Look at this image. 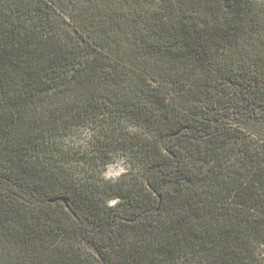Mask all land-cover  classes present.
Returning <instances> with one entry per match:
<instances>
[{
	"label": "trees",
	"instance_id": "16d2710c",
	"mask_svg": "<svg viewBox=\"0 0 264 264\" xmlns=\"http://www.w3.org/2000/svg\"><path fill=\"white\" fill-rule=\"evenodd\" d=\"M0 264H264V0H0Z\"/></svg>",
	"mask_w": 264,
	"mask_h": 264
},
{
	"label": "rangeland",
	"instance_id": "374dc122",
	"mask_svg": "<svg viewBox=\"0 0 264 264\" xmlns=\"http://www.w3.org/2000/svg\"><path fill=\"white\" fill-rule=\"evenodd\" d=\"M75 134L77 135L76 137L72 136V139L69 142L75 141V140H84L88 135L89 132H86V130H78L75 132ZM69 142L66 141V143H68V147H69ZM123 171V165L121 161H115L111 164L108 165V167L105 169L104 171V176L108 179H114L116 177H118V175ZM89 249L91 251H94V249L92 248V246H89Z\"/></svg>",
	"mask_w": 264,
	"mask_h": 264
}]
</instances>
